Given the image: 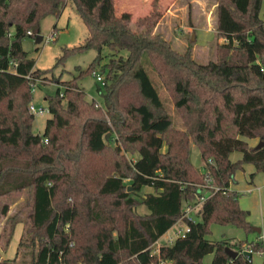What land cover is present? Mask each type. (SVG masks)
<instances>
[{
  "label": "trees",
  "instance_id": "trees-1",
  "mask_svg": "<svg viewBox=\"0 0 264 264\" xmlns=\"http://www.w3.org/2000/svg\"><path fill=\"white\" fill-rule=\"evenodd\" d=\"M72 2L88 35L83 44L66 47L58 62L91 48L97 60L106 47L113 57L60 81L63 89L46 97L51 116L44 132L35 134L32 89L47 82L50 69L36 67L23 39L36 38L42 18L59 16L66 0H0V196L30 188L29 221L17 253L31 246L28 264H205L209 253L208 264H253L244 248L262 251L263 242L208 235L212 222L253 230L241 193L230 186L245 163L264 172V144L251 146L242 138L264 141L262 0H217V32L226 40L207 63L153 30L158 12L134 28L130 12H117L116 0ZM144 54L172 91L182 128L164 108ZM98 69L104 73L103 105L79 83ZM192 144L200 150L201 168L192 161ZM235 150L243 156L232 160ZM124 151L137 156L130 159ZM209 179L217 187L210 186L198 218L191 219L185 203ZM146 186L154 190L143 194ZM139 204L149 212H137ZM8 209L4 204L2 213ZM9 217L10 229L1 234L6 245L24 221ZM178 221L187 225L185 235L154 248ZM227 246L238 254L229 255ZM0 264L27 262L15 256Z\"/></svg>",
  "mask_w": 264,
  "mask_h": 264
},
{
  "label": "rangeland",
  "instance_id": "rangeland-1",
  "mask_svg": "<svg viewBox=\"0 0 264 264\" xmlns=\"http://www.w3.org/2000/svg\"><path fill=\"white\" fill-rule=\"evenodd\" d=\"M116 10L118 13L124 11L130 12L132 15L131 24L134 28H137L138 19L158 12L160 16L153 30L168 40L174 49L180 52L191 50L193 58L200 63L216 60L218 44L226 40L225 37L218 36L217 32V0H116ZM260 16L264 19V0H262ZM55 25H57V28H55ZM40 26V34L43 35L42 41L37 42L35 37L27 36L23 39V47L27 51L28 56L35 60L37 68L50 69L45 77V81L47 82L39 83L32 89V103L36 107L43 105L48 108L46 97L49 94H55L59 87L62 89L64 87L59 82L73 78L81 69H87L91 62L97 60L98 51L91 48L74 52L66 55L61 62H58L66 47L83 44L88 35V28L72 0H66V5L59 16L48 14L43 17ZM111 57H113L111 50L107 47L104 48L101 59L98 58L97 60L99 61V67L100 64L103 65L108 62ZM143 62L159 91L164 108L172 118L174 126L182 128V114L175 105L172 91L163 84L157 71L152 67L147 54H144ZM95 72L101 73L104 79V73L101 70L98 69ZM102 82L98 81L94 74H86L79 80V83L87 93V97L95 99L103 105L105 88ZM50 116L49 110L45 113H35L33 123V132L35 134H42L44 132L46 121ZM235 152L238 153L239 151ZM125 155L130 159H134L137 153L130 151L125 152ZM191 158L194 165L201 168V153L195 144L191 146ZM239 177L241 178L240 174ZM125 182L128 186H131L130 178L125 179ZM255 182L256 184H264L259 181V177ZM148 190L153 191L154 189L146 186L143 188L142 193L144 194ZM29 193L30 188H27L23 191H13L11 194L0 196V226L3 227V233L7 234V231L10 229L11 217L7 218L8 216L13 215V218H15L18 215L19 219L24 220V225L28 224ZM259 194H244L240 198V203L251 204L252 200V209H247V211H252V214H249L258 220V227L264 229V224L261 221V210H259L257 215L255 214L257 213L255 210L256 206H260ZM6 203H8L9 209L4 214L2 213V207ZM135 209L139 213L149 212L148 207L144 204L137 205ZM196 214L197 208H194L191 215L196 218ZM182 226H184L183 222L178 221L174 224L160 237L154 248L158 249L161 244L169 243V236H172L173 241ZM251 226L255 225L251 223ZM210 229L211 233L208 236L212 239H220L223 234L245 238L247 234L251 233V231L249 232L234 224L222 225L216 222L210 224ZM11 251L12 245L7 248L5 238L0 235V260L16 256L18 262L24 261L28 264L32 259L33 250L31 246L23 245L18 253V249L17 251L13 250V253ZM259 255H254L255 264H264V255L263 257ZM212 257L213 253L204 256V263L208 264L212 260Z\"/></svg>",
  "mask_w": 264,
  "mask_h": 264
},
{
  "label": "crops",
  "instance_id": "crops-1",
  "mask_svg": "<svg viewBox=\"0 0 264 264\" xmlns=\"http://www.w3.org/2000/svg\"><path fill=\"white\" fill-rule=\"evenodd\" d=\"M242 138L245 139L249 143V145H251V146H258L261 142L260 137L242 136ZM235 151H239V150H235ZM235 151H233L230 154V158L232 160L240 159L243 156V153L241 151H239L238 153ZM239 174L241 175V178L239 177ZM263 174H264V172H260V171L256 170V167L254 164L245 163L244 168L239 169L236 172L235 181H233L231 183V186H230L232 189H235L241 193L240 198H242V195H244V194L245 195H248V194L251 195L254 193H260L259 194L260 206L259 207L256 206L255 210L257 213H255V214L257 215L259 213V210H261L262 224H264V222H263V220H264V184H261V183L256 184L255 181L259 177V181L264 183V175ZM148 191H150V190H148ZM240 204L244 209L247 210V209H252L253 202L251 200V204L250 203H248V204L240 203ZM198 212H199V209L197 208L196 218H198V214H199ZM247 213H248V220L250 219L249 220L250 223H252L258 227V225H257V223H259L258 220L254 219L253 215H250V214H252V211H247ZM182 227L184 228L185 224ZM24 228H25V225H24L23 221H20L16 224L13 236H12L9 244L7 245V248H9L10 245H12L11 253H13V250L17 251L19 240H20V238L24 232ZM260 228H261V231H257L255 229H253L251 231V233H249V235L247 234L245 236V238H241V237H237V236L232 237L231 235H225V234H223L221 238H235L236 240L247 239L248 241H246V244L249 243L250 241H252V242L253 241L263 242V244H264V229H262V227H260ZM2 229H3V227L0 226V235L2 233ZM171 241H172V236H169L168 242L170 243ZM255 254H258V255L260 254L259 256L263 257L264 249L262 251H254V253L252 254L253 264H255V261H254V255Z\"/></svg>",
  "mask_w": 264,
  "mask_h": 264
},
{
  "label": "built area",
  "instance_id": "built-area-1",
  "mask_svg": "<svg viewBox=\"0 0 264 264\" xmlns=\"http://www.w3.org/2000/svg\"><path fill=\"white\" fill-rule=\"evenodd\" d=\"M29 33H31V31H29ZM53 34V33H52ZM54 35V34H53ZM48 39V38H47ZM94 76L96 77V79L98 81H103V76L101 73L95 72L94 71ZM30 109L31 111L35 114V113H45L46 111H48L49 109L44 107L43 105L36 107L33 103L30 105ZM210 181V185L206 184V185H202L204 188L201 189V194L193 201L191 202H186L185 203V215L188 216L191 219H196L191 215V212L194 208H198L200 210V207L202 205V202L205 200L206 196L209 193V188L210 186L213 188H216L217 185L214 181V179H209ZM188 230L187 225H185L184 228H180L177 236H184L186 231ZM254 249L251 246H246L244 248V252L246 254L247 257L250 258V260H252V254L254 253ZM156 252V251H154Z\"/></svg>",
  "mask_w": 264,
  "mask_h": 264
},
{
  "label": "water",
  "instance_id": "water-1",
  "mask_svg": "<svg viewBox=\"0 0 264 264\" xmlns=\"http://www.w3.org/2000/svg\"><path fill=\"white\" fill-rule=\"evenodd\" d=\"M43 39V35L41 34H37L36 36V41L37 42H40L42 41ZM264 144V141H261L260 144L258 146H261ZM131 188V186H129V189ZM253 229L257 230V231H261V228L260 227H257V226H253ZM226 251L229 255H231L232 257H235L237 254H238V251L234 250L232 247L230 246H227L226 247Z\"/></svg>",
  "mask_w": 264,
  "mask_h": 264
}]
</instances>
